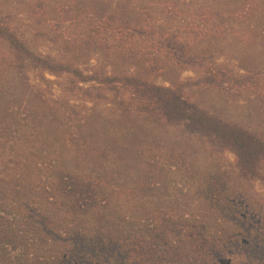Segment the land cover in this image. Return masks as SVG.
Wrapping results in <instances>:
<instances>
[{"label": "trees", "instance_id": "obj_1", "mask_svg": "<svg viewBox=\"0 0 264 264\" xmlns=\"http://www.w3.org/2000/svg\"><path fill=\"white\" fill-rule=\"evenodd\" d=\"M26 33L56 55L36 51ZM0 47V264H264V200L254 189L264 185V126L187 95L198 86L241 99L264 123V0H0ZM91 57L101 67L84 73L78 65ZM186 70L194 80L180 78ZM45 75L94 84L77 91L92 111L103 99L118 116H70ZM116 126L129 136L181 131L234 161L209 171L185 151L137 152L148 166L141 192L178 171L189 203L141 211L122 227L114 180L131 161Z\"/></svg>", "mask_w": 264, "mask_h": 264}, {"label": "rangeland", "instance_id": "obj_2", "mask_svg": "<svg viewBox=\"0 0 264 264\" xmlns=\"http://www.w3.org/2000/svg\"><path fill=\"white\" fill-rule=\"evenodd\" d=\"M15 1V0H11ZM30 1V0H27ZM32 1V0H31ZM24 10V6L15 5V13ZM29 39V43L34 47L36 51L42 55H56V47L48 42L44 37H33L32 34L26 33ZM3 49L0 47V55L3 53ZM236 56L233 54H227L226 60L230 68H235ZM90 64L78 65L84 73L89 72L93 68H100L101 65H96L95 57H91ZM260 68V76L264 78V65H257ZM47 79L52 82L51 93L52 98L57 101L58 107H62L65 113L73 117H86L91 114H98L99 117H117L118 113L113 112L112 107L103 99H99L95 105L97 106L95 111H92V102L87 100L86 97L78 92L79 89H85L91 87L94 84H79L70 86L69 80L66 76L53 77L45 75ZM180 78L183 81H190L195 79L194 72L186 70L181 73ZM33 83H36L34 77L31 78ZM156 83L165 84L161 78L156 79ZM187 95L191 102L196 105L202 106L211 110L221 111L227 118L240 122L244 127H262L264 123L257 117L256 112L252 106L241 102L240 100L232 102V100L218 97L215 93L198 86H192L187 89ZM212 111V110H211ZM33 125V124H32ZM120 125V124H119ZM37 126V125H36ZM116 128V134L118 137V147L120 149L127 150L129 153L130 165L124 172L114 180L115 185L118 189V196H116L115 209L123 214L129 220L128 222H122V227H127L128 223L133 224L137 222L136 216L141 214V211H152V210H176L177 208L187 207L189 201H186L185 205L181 204L180 196L185 194V188L183 190L178 189L177 184L180 183L181 173L178 171H170L167 175H162V184L159 190L153 192H141L139 190V178H141L142 172L146 171L148 166L139 159L142 157L136 156L137 152L145 155H152L158 153L157 157L160 158L162 155H166L170 150L175 149L176 151H185L187 154V160L193 165L199 166L201 170H213L218 165L223 166L229 163H233L234 159L232 154L223 152L220 154H211L209 151L202 146L194 137L184 136L181 131H153L145 130L142 133H137L134 136H138L133 139L134 136H129L126 133L127 126H119ZM37 131H44L43 127L37 126ZM49 135V133H45ZM127 138V142H124L123 137ZM53 141L48 142V146H52ZM119 149V151H120ZM162 159V158H161ZM164 159V157H163ZM224 166V167H225ZM188 186V185H187ZM254 189L256 193L264 200V185L261 182L254 183ZM194 190V187H193ZM192 190V195H193ZM183 191V192H181ZM190 196V193H188ZM178 201V205H176ZM182 205V206H181ZM140 213V214H139ZM124 217V216H123Z\"/></svg>", "mask_w": 264, "mask_h": 264}]
</instances>
